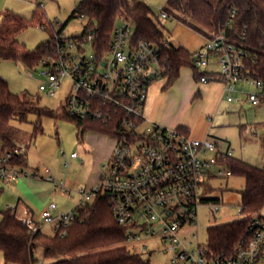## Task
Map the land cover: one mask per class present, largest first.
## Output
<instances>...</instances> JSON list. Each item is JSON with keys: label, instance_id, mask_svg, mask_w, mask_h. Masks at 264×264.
<instances>
[{"label": "built area", "instance_id": "obj_1", "mask_svg": "<svg viewBox=\"0 0 264 264\" xmlns=\"http://www.w3.org/2000/svg\"><path fill=\"white\" fill-rule=\"evenodd\" d=\"M159 18L166 20L171 15L162 9ZM79 19L83 32L73 37L65 35L62 25L57 24L60 31H54L41 68L27 74L33 78L37 73L41 80L39 91L50 97H55L63 80L69 79L71 89L63 106L67 114L80 121L111 127L117 145L104 159L98 184L77 193L81 200L73 211L55 215L58 206L51 204L41 214L43 223L28 212L17 218L32 233L45 224L53 225L55 233L65 236L69 226L78 220L79 209L100 195L108 199L131 250H141L134 252L138 255L149 252V243L159 242L162 250L158 253L168 255L170 264H264L263 216L250 222L247 233L232 249L215 251L209 240L202 244L197 234L192 239L185 236L198 226L200 207L208 206L212 214L219 213L220 206L210 204L207 191L213 190L216 180L233 176L225 166L233 151L220 150L209 138L194 139L183 129L148 120L145 110L149 89L153 83L168 78L167 61L159 47L139 41L135 27L124 22L115 28L109 46L100 53L87 19ZM41 28L47 30L46 26ZM210 58L216 59L213 75L202 77L199 83L223 84L224 99L229 104L244 107L261 103V93L246 90L253 86L260 92L264 82L252 74L250 63L255 59L243 42L223 30L213 33L194 52V64L206 71ZM26 154L25 146L0 152V180L10 185L23 177L39 179V172L29 175L17 164ZM71 158L78 156L73 153ZM45 172L47 182L73 194L67 192L65 185L55 182L49 169ZM10 209L17 214V209ZM154 252L157 251L150 254Z\"/></svg>", "mask_w": 264, "mask_h": 264}, {"label": "rangeland", "instance_id": "obj_2", "mask_svg": "<svg viewBox=\"0 0 264 264\" xmlns=\"http://www.w3.org/2000/svg\"><path fill=\"white\" fill-rule=\"evenodd\" d=\"M81 0H0V21L6 11H10L23 18L29 27L18 36V42L29 51H34L48 42L54 31H60L57 24L64 26V34L73 37L82 34L83 23L80 19H71L78 8ZM153 11L154 21L164 30L167 38L177 47H185L191 51H198L199 44L206 42V36L196 31L190 24L199 28L187 16L179 15L162 20L159 18L162 9H168V0H142ZM216 6L218 0H208ZM43 5L46 17L47 30L40 27L35 18L36 5ZM187 21L188 23H186ZM124 23V22H120ZM119 23V24H120ZM54 29V30H53ZM203 44V45H204ZM203 47V46H202ZM209 67L216 63V59L210 58ZM38 66L37 69H40ZM36 69V68H35ZM28 72L31 68L21 62L2 60L0 58V78L9 83L10 89L16 94H24L29 100L38 103L40 108L58 111L65 105L66 97L71 89L69 79H64L61 89L55 97H50L39 91L40 78L37 73L30 78ZM193 70L185 69L181 72V79L175 84L173 91H169L160 98L159 103L163 106L162 113L183 120L191 126V137L196 138L197 133L205 134L202 139L208 137L213 142H220L221 150L230 147L233 157L243 160L253 166L264 169V152L259 141L263 133L264 101L258 106L246 105L244 107L221 101L218 112L211 114L213 107L214 92L209 98L201 100L197 92L187 88L192 78ZM197 82V81H196ZM201 86L202 83H197ZM162 85V82L152 84L153 88ZM152 86L149 89L151 93ZM247 93H261L264 96V88L260 92L253 86H247ZM40 121L43 133L34 136L36 124ZM13 125L20 131L16 142L27 148V166L22 169L25 173L39 175L46 178L45 169H49L58 185H65L67 192L56 188L55 184L36 179L23 177L10 185L0 180V221L1 213L7 208L16 209L22 205L30 207L34 211L35 220L40 219L42 212L51 204H56L58 210L55 215L67 214L73 211L81 200L79 191H89L98 184L104 160L102 157L112 154L116 148L117 140L106 137L97 132H88L83 135L77 124L66 118L40 117L37 114L28 116L26 122L13 121ZM168 127V126H166ZM252 129V132H251ZM210 135V136H208ZM1 150V145H0ZM76 153L78 158L72 159ZM109 154V155H110ZM105 159V158H104ZM213 192L209 194L211 199H218L219 213L212 214L208 206L198 209V226L192 228L185 236L192 239L193 234L199 236V241L206 244L209 240V230L216 226H222L248 218V215L240 212L242 206L241 192L245 188V179L239 176L220 178L213 182ZM210 204H213L210 203ZM264 217V209L261 212ZM42 233L53 237L55 228L53 225L41 224ZM195 243L196 240H194ZM129 246V245H128ZM130 247V246H129ZM131 249V248H130ZM137 250V247L133 253ZM162 250L159 242L149 243V254L144 253L142 258L150 264H170L168 255H161ZM151 251H157L150 254ZM135 253V254H136ZM39 264L49 263L45 260L43 248L37 250Z\"/></svg>", "mask_w": 264, "mask_h": 264}, {"label": "trees", "instance_id": "obj_3", "mask_svg": "<svg viewBox=\"0 0 264 264\" xmlns=\"http://www.w3.org/2000/svg\"><path fill=\"white\" fill-rule=\"evenodd\" d=\"M168 6L166 11L171 18L180 20V14L187 16L199 25L198 28L190 24L191 27L206 37L223 30L231 38L243 42L255 59L254 63H250L252 74L264 82V0H218L216 6L208 0H168ZM34 14L40 27L45 26L46 17L42 4L36 5ZM153 15L152 9L142 0H81L71 19L82 16L87 19L89 28L96 36L97 50L100 53L109 46L120 22L131 23L135 27L137 39L154 43L167 61L169 71L165 90L174 86L185 68L193 70L197 82L202 77H211L212 73L195 66L194 53L169 41L164 30L154 21ZM28 27L29 23L18 15L10 11L2 14L0 58L21 62L35 69L49 52L53 38L36 50L29 51L18 42V36ZM61 28L64 30V26ZM31 114L70 119L77 124L81 135L97 132L106 137H114L111 127L80 121L68 115L64 107L58 111L40 108L38 103L29 100L26 95L12 92L9 83L0 78V152H10L21 147L16 142L20 131L13 125V121L26 122ZM262 129L259 141L264 152V123ZM39 133H43L40 121L35 126L34 136ZM17 164L22 168L27 166V154L21 156ZM225 166L232 171L233 176L245 179V188L241 192V213L248 215V218L211 228L209 242L215 251L235 247L247 233L250 222L261 217L264 209V169L235 157L228 158ZM212 192L211 188L207 191L209 194ZM1 194L0 189V197ZM210 200L214 203L219 201ZM1 215L0 251L4 253L7 264H39V248H43L45 260H50L44 264H150L141 255L132 252L126 243L125 230L117 223L109 201L104 196H96L92 202H87L79 209L78 220L69 226L65 236L55 233L50 237L41 230L32 233L10 208Z\"/></svg>", "mask_w": 264, "mask_h": 264}, {"label": "crops", "instance_id": "obj_4", "mask_svg": "<svg viewBox=\"0 0 264 264\" xmlns=\"http://www.w3.org/2000/svg\"><path fill=\"white\" fill-rule=\"evenodd\" d=\"M203 44L204 43L199 44L197 47H195V49L200 48V47L202 48ZM185 49H187V48H185ZM187 50H189L191 53H194V51H191L190 49H187ZM185 69H188V68H185ZM185 69H183V70H185ZM206 71L208 73H211L213 70H212V68H208ZM180 79H181V76H180L179 80ZM159 82H162V85H160L158 87H154V88L152 86L151 93L149 94V98H148V102H147V106H146V110H145L146 117L148 118L149 121L161 124L163 126H168V128H173V129L179 128V129L187 130L191 136L192 135L191 134V126L183 120H177L176 118H173V117L169 116L168 114L162 113L163 106L159 103V100L161 97H163L164 95L169 93V91H173V89L175 88V84L177 82L174 84L173 87H171L167 90H165L167 80H162ZM197 83H199V82H196L195 75L193 72L192 78L189 81L187 88L192 91V94L197 92V95H198V97L201 98V100H203V98H209L214 92H217V94H216L217 96L213 97L214 98L213 99L214 104H213V107L211 109V114L215 113L216 111L218 112L221 101H225L223 84L218 83V82L217 83H207V84L202 83L200 86ZM251 132H252V129H251ZM195 135H196V138H194V139H198V140L205 137L204 136L205 134L200 133V132L197 134H194V136ZM208 136H210V135H208ZM206 138H208V137H206ZM215 143H217L218 148L221 150L220 142L217 141ZM228 149H231V148L227 147L226 150H228ZM226 150H222V151H226ZM109 154L110 153L105 154L101 160H104V158L109 156ZM39 179H45V181H47L46 178H44L42 176H40ZM19 206H17V208H16L17 209V214H16L17 217H23L25 215V213L28 212L35 219L34 211L30 207H28L26 205H22L19 208ZM40 219H41V216H40ZM37 222H40V221H37ZM0 264H7L5 262L4 253L2 251H0Z\"/></svg>", "mask_w": 264, "mask_h": 264}]
</instances>
